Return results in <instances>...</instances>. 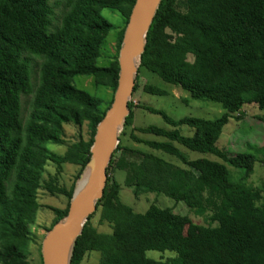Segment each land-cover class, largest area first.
<instances>
[{"label":"trees","instance_id":"trees-1","mask_svg":"<svg viewBox=\"0 0 264 264\" xmlns=\"http://www.w3.org/2000/svg\"><path fill=\"white\" fill-rule=\"evenodd\" d=\"M178 1L162 0L138 74L146 69L193 99L220 104L225 113L215 120H175L144 106L171 126L184 124L195 130L193 137H186L177 130L149 126L137 130L167 141L134 137L137 143L175 156L186 168L153 154L125 160L122 155L138 151L124 148L120 141L108 167L104 196L75 243L71 264H85L97 252L99 264H264V189L247 183L257 156L230 155L217 146L231 119H243L252 105L264 109V0H186L184 13L176 7ZM50 2L0 0V264H29L30 227L36 223L47 164H55L58 174L65 164L78 167V180L90 161L97 126L112 101L105 107L103 98L78 89L74 79L92 77L98 86L115 92L118 56L107 66L98 65L112 28L101 12L110 9L125 21L119 33L120 50L136 0H66L68 10L57 28L52 27ZM27 55L43 60L36 89ZM138 79L137 75L133 93ZM145 91L165 94L152 86ZM22 95L33 96L25 123ZM132 108L130 101L124 128L133 124ZM259 119L264 122V116ZM67 126L77 128L79 137L58 154L47 145H66ZM84 126L89 130L87 139L81 134ZM174 143L213 154L244 174L235 181L224 164L188 160ZM120 153L117 166L127 171V184L135 186L137 194L142 190L164 194L197 215L208 214L209 224H195L188 216L156 204L144 214L123 204L120 185L110 179V168ZM262 154L264 166V149ZM75 185L67 188L52 176L44 185L52 195L68 200L64 210L53 209L57 222L68 214ZM98 214L110 233L99 232L93 224ZM149 251H169L176 257L157 261L147 257Z\"/></svg>","mask_w":264,"mask_h":264},{"label":"rangeland","instance_id":"rangeland-1","mask_svg":"<svg viewBox=\"0 0 264 264\" xmlns=\"http://www.w3.org/2000/svg\"><path fill=\"white\" fill-rule=\"evenodd\" d=\"M50 4L53 7L52 27H60L63 17L68 10L66 0H51ZM176 7L181 12H186V0H179ZM101 14L112 24L111 31L102 47V55L98 60V65L102 67L107 66L117 56L119 57V33L124 27L125 21L120 14L115 13L110 9L102 10ZM27 58L31 68L32 86L36 89L39 85L40 70L43 60L42 58L34 55H27ZM189 60L193 61V57L191 55L189 56ZM137 75L139 77L138 89L135 93H133L131 98L133 103V124L128 128H123L120 133V141L124 148L138 152L133 155L125 153L122 156L125 160L130 161L134 160L137 156L141 158L142 154H153L177 167L186 168V166L175 156L160 150H153L145 144L137 143L135 142L134 137L155 142L167 141V139L162 136L145 134L137 130L138 128H146L149 126H157L168 131L177 130L181 135L186 137H193L195 130L184 124L171 126L164 121L161 115L145 110L144 106L164 111L168 114V116L175 120H179L184 117L215 120L221 117L225 113V110L218 103L193 99L188 92L164 82L159 76L146 69H142L141 73ZM74 85L78 89L85 90L92 95H97L103 98L105 107L109 104V102H113L115 92L109 87L105 88L98 86L92 77L77 76L74 79ZM149 86L155 87L163 91L165 94L157 95L145 91V88ZM32 100V95H22L21 116L24 123L29 118ZM259 116H264V109H260L257 105H252L246 109L245 117L243 119L239 121L231 119L224 127L222 135L217 142V146L224 149L230 155L250 153L257 156L258 161L255 164L254 172L248 178L247 183L254 187L264 189V166L260 163V160L263 158L262 149H264V122L259 119ZM79 133L80 131L77 128L67 126L66 145L48 143L47 146L49 149L56 151L58 154H64L67 146L78 139ZM88 133V127L84 126L81 134L85 139L89 137ZM174 145L188 158V160L193 161L204 158L224 164L230 171L232 178L235 181L239 180L244 174L242 169L230 166L213 154L195 152L177 143H174ZM120 157L121 153L116 156L115 165L110 168V179L120 185V200L123 204L130 206L134 212L138 214H144L150 205L156 204L160 208L171 209L177 214L188 216L195 224L204 226L209 224L208 214L197 215L195 212L190 211L185 203L176 202L174 199L167 197L164 194L147 192L145 190H142L137 194L135 186L133 187L127 184V171L122 170L117 166ZM78 170L79 168L74 165L65 164L62 171L58 174V169L55 164L51 162L47 164L42 177L43 188L40 189L38 193V203L40 207L37 212L36 223L30 227L33 237L27 248V258L29 264H42V243L48 233V229H50L52 225L57 222L53 209L64 210L68 203L67 198L49 193L44 188L46 181H48L51 176L57 177L58 182L62 186L70 188L79 180L76 179ZM92 222L99 232L110 233L112 231L108 224L100 223L99 214ZM185 232H187V229H185ZM146 255L148 258L157 261H168L176 257L175 253L169 251L164 253L149 251ZM99 262L100 253L97 252L92 253L91 256L87 257L85 264H99Z\"/></svg>","mask_w":264,"mask_h":264},{"label":"water","instance_id":"water-1","mask_svg":"<svg viewBox=\"0 0 264 264\" xmlns=\"http://www.w3.org/2000/svg\"><path fill=\"white\" fill-rule=\"evenodd\" d=\"M162 0H136L126 26L119 52V78L113 102L97 126L91 158L84 168L91 173L86 186L76 182L67 216L48 231L42 243L43 264H71L75 243L83 234L89 217L96 212L108 180V167L120 143V133L130 114L131 101L147 35Z\"/></svg>","mask_w":264,"mask_h":264},{"label":"bare ground","instance_id":"bare-ground-1","mask_svg":"<svg viewBox=\"0 0 264 264\" xmlns=\"http://www.w3.org/2000/svg\"><path fill=\"white\" fill-rule=\"evenodd\" d=\"M90 173H91V167L89 166V167L85 170V172L83 173L82 178L78 181V182H79L78 190L82 191V188H83L84 186H86L87 181H88V179H89V177H90Z\"/></svg>","mask_w":264,"mask_h":264}]
</instances>
